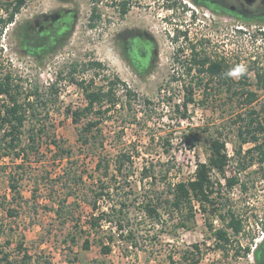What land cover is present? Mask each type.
I'll use <instances>...</instances> for the list:
<instances>
[{"label": "rangeland", "instance_id": "obj_1", "mask_svg": "<svg viewBox=\"0 0 264 264\" xmlns=\"http://www.w3.org/2000/svg\"><path fill=\"white\" fill-rule=\"evenodd\" d=\"M11 1L13 0H0V16L6 17V8ZM95 2L96 0H26L13 22L4 27L0 25V75L12 73L14 81L23 85V94L38 85L44 100L56 97L50 88L55 83L59 89L57 102H49L46 106L39 107V111L42 115L50 113L47 122L52 131L70 145H76L77 138L71 111L86 103L84 90L78 82H93L94 86H100L109 78L118 76L134 89L138 93L136 108L139 116L145 115L146 110L153 114V119L146 126L143 122L126 124L127 144L133 146L135 143L143 151V156H147L136 158V173L131 178L133 186L138 188L139 201L147 194L145 188L150 181L147 179L141 183L140 171L144 164H151L149 160L152 158L158 170V152L161 153L163 162L170 158L171 163H177V169L169 175L171 183L189 180L195 176L198 160H208L210 135L221 136L227 142L231 157L226 175L237 174L241 178V182L231 191V198L233 205L243 216L244 230L235 240L229 255L223 257L215 249L205 216L197 205V223L190 230L164 227L161 224H135L140 227L137 245L127 246L124 241H117L112 252L105 254L97 243L89 250L83 249L84 237H77V242L70 251L65 243V235L73 223L66 226L62 224L56 213L49 209L50 205H47L45 199L51 193L49 188L62 169V163L54 162L48 151L47 157L43 155V161L32 168L34 173L31 177L20 185L25 198H30L31 190L35 188L33 179L37 176L41 183L37 201L23 202V207H18L19 214L15 216L9 215L0 206V248L5 247L16 255V245L23 242L33 253V264H189L197 256L193 253L192 246L199 244L202 251L199 264H254L252 252L245 254L244 249H240V255L235 252L240 244L254 247L264 236V167L262 170L259 165H254L249 169L239 170L234 154L235 146H239V139L232 117L234 115L229 110L232 107L230 95L214 84L216 89L211 91L209 98L207 96L213 102L202 103V99L206 100L204 92L196 90V103L189 106L187 119H180L175 104L184 100L186 91L183 83L190 84L198 77L205 81L208 79L206 75H198L195 71L190 74L185 72L183 61H189L193 45L197 46L201 54L206 52L212 59L226 58L236 79L241 71L250 66L264 68V35L260 31H264V22L246 23L233 16L220 15L193 0H133L128 15L116 22H120V26H139L151 33L160 52L159 62L157 60L145 74H139L111 51L108 20L113 8L110 0L99 1L102 19L97 29L91 26ZM62 6L72 8L77 13L76 28L66 45L54 54H44L39 58L26 54L21 48L20 36L23 35L28 20H31L33 14L51 12ZM8 7L11 10V5ZM93 60L101 61L103 66H88ZM72 65H76L78 71L70 74ZM249 77L250 82L255 81L253 72ZM219 81L216 78V82ZM124 93L125 89L121 87L118 95L125 98ZM258 93L260 98H264V90H259ZM145 98L155 103V111L142 105ZM114 110L116 115L127 111L120 106ZM121 124L111 121L105 123V128L108 131ZM153 135L155 139L151 138ZM166 140L172 144L170 154L162 151ZM190 142L195 144L193 148L189 147ZM248 146L245 145V148ZM146 150H151L152 155L147 154ZM4 162L7 170H1L0 173V202L7 197L6 206L16 208L15 202L9 203L13 193L8 185V172L15 165L8 160ZM85 164L88 169L94 167V162L90 159ZM47 171L49 179H45ZM212 176L225 182L217 172H213ZM242 183L246 184L245 189ZM53 190L57 195L62 192L58 185ZM72 200L73 197L70 201ZM80 204L79 211L85 217L91 209L84 202ZM102 205L106 206L105 203ZM215 224L221 225L218 219ZM8 242L11 244L8 245Z\"/></svg>", "mask_w": 264, "mask_h": 264}, {"label": "trees", "instance_id": "obj_2", "mask_svg": "<svg viewBox=\"0 0 264 264\" xmlns=\"http://www.w3.org/2000/svg\"><path fill=\"white\" fill-rule=\"evenodd\" d=\"M25 3L26 0L9 2L11 10L7 6L6 17L0 16V25L4 27L13 22ZM121 5L124 6L123 3ZM260 31L264 35V31ZM191 51L189 61H183L185 72L190 74L195 71L198 75H206L208 79L205 81L198 77L190 84H182L186 91L184 100L175 104L180 119L189 118L188 108L196 103V90L204 92L206 100L202 99V103L213 102L208 98L211 91L216 89L215 86L225 90L230 95L229 101L233 108L230 107L229 110L234 115L232 117L237 127L239 146H235L234 154L239 170L249 169L254 165H259L263 170L264 98L259 97L258 91L264 90V68L250 66L241 71L236 79L226 58L212 59L206 52L201 54L196 45L192 46ZM87 65L100 68L103 66L98 60ZM72 68L70 74H73L77 66L72 65ZM252 72L254 82L249 81V74ZM216 78L220 81L216 82ZM78 83L84 90L86 103L71 111L77 138L76 145H70L52 131L47 122L50 113L45 112L42 115L39 111V107L46 106L49 102H57L59 89L56 84L53 83L50 87L56 97L44 100L38 85L23 94V85L14 81L12 73L0 75V173L1 170H7L5 160L15 165L8 172V185L13 193L9 203L15 202L17 205L16 208L7 207L8 198L4 197L6 201L2 200L0 206L9 215L15 216L19 214L18 207H23V202L37 201V192L41 185L37 176L33 179L35 188L31 190L30 198H25L20 185L26 178L31 177L34 165L42 162L43 155L47 157L50 151L51 159L62 163V169L49 188L51 193L45 199L47 205H50L47 207L56 213L62 224L66 226L73 223L65 235V243L70 251L77 242V237H84L83 249L89 250L97 243L105 254L112 252L117 241H124L127 246L137 245L140 227L135 224H161L164 227L190 230L197 223L196 207L199 205L215 249L223 257L228 256L235 240L244 230V219L232 203L231 191L241 182V178L237 174L226 175L231 161L227 142L219 135H210L208 160H198L193 178L173 183L169 181V175L177 169V163H171L170 158L163 162L161 153L158 152V170L152 158L149 160L151 164H144L140 171L139 181H150L145 188L147 194L139 201L138 188L133 186L131 178L136 173V158L147 156H143V151L135 143L133 146L127 144L126 124L143 122L146 126L153 119V114L146 110L145 115L139 116L136 108L138 93L118 76L109 78L100 86H94L93 82ZM121 87L125 89V98L118 95ZM22 95L24 98H21ZM142 105L151 107V111L156 109L155 103L149 98H145ZM118 106L126 109V113L119 112L116 115L114 109ZM111 121L122 124L107 131L105 123ZM151 138L155 139V135ZM164 144L163 153L170 154L172 144L168 140ZM247 144L249 146L245 148ZM194 146L190 142L189 147ZM146 153L152 152L146 150ZM87 159L94 162L92 169L86 166ZM213 172L221 174L225 182L221 178H213ZM46 173L45 179H49V172ZM56 185L61 186L62 192L58 191L61 194L57 195L53 190ZM242 185L245 189L246 184ZM81 200L91 209L85 217L79 211ZM217 219L220 226L215 224ZM192 247L197 256L189 264H199L202 253L200 246L194 244ZM15 249L17 256L5 247L0 248V264H33V253L23 242H19ZM240 249H244L245 254L252 252L254 264H264V236L254 247L240 244L236 255H240Z\"/></svg>", "mask_w": 264, "mask_h": 264}, {"label": "flooded vegetation", "instance_id": "obj_3", "mask_svg": "<svg viewBox=\"0 0 264 264\" xmlns=\"http://www.w3.org/2000/svg\"><path fill=\"white\" fill-rule=\"evenodd\" d=\"M99 1L92 11V27H98L102 19ZM112 15L109 18L111 51L139 74H145L160 57L155 37L139 26H120L116 22L128 15L133 0H110ZM220 15L233 16L243 22H264V0H193ZM124 4L122 6L121 4ZM77 13L72 8L58 7L51 12L33 14L20 36L22 50L39 58L58 52L76 28ZM72 66L70 68L71 71ZM74 70L73 73L77 72ZM70 73V72H69Z\"/></svg>", "mask_w": 264, "mask_h": 264}]
</instances>
